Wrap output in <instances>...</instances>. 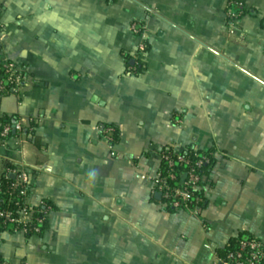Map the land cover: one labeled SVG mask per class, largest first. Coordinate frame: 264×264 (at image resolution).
I'll use <instances>...</instances> for the list:
<instances>
[{
	"label": "crops",
	"instance_id": "crops-1",
	"mask_svg": "<svg viewBox=\"0 0 264 264\" xmlns=\"http://www.w3.org/2000/svg\"><path fill=\"white\" fill-rule=\"evenodd\" d=\"M229 1L0 0V54L29 74L0 95V132L24 127L0 172L51 204L44 236H0L6 264H217L240 234L264 242V0L234 22ZM167 147L215 152L198 213L152 193Z\"/></svg>",
	"mask_w": 264,
	"mask_h": 264
},
{
	"label": "built area",
	"instance_id": "built-area-1",
	"mask_svg": "<svg viewBox=\"0 0 264 264\" xmlns=\"http://www.w3.org/2000/svg\"><path fill=\"white\" fill-rule=\"evenodd\" d=\"M242 13V3L238 0H230L228 12L230 21H237ZM132 31L135 34L139 33L136 25L132 26ZM140 52L144 54L146 47L141 46ZM28 82L27 69L0 54V95L22 98ZM101 131L109 142L111 157H118L114 151L116 130L113 127H101ZM14 132L23 134V122H4L0 132L1 142L7 143ZM192 150L196 152L195 158H199L196 161L187 157L188 151H178L168 147L160 151L161 167L165 162L167 169L164 173L160 168L157 174L150 179V182L152 193L161 195L163 204L169 210L198 213L202 209L200 205L205 203V191L210 187V182L209 175L202 174L201 170L210 163V159L197 153L196 149ZM176 162L188 168L180 176L174 171ZM32 178L30 171L19 167L10 166L0 172V225L11 223L16 226L15 232H22L27 236H40L41 230L37 225H41L44 219L49 217V213L39 209L45 206V203H41L37 207L29 203L33 188ZM175 181H178V184L172 186L171 183ZM13 204L17 206L15 211L5 209V205ZM48 209L51 210L50 207ZM42 214L44 218L41 219L38 215ZM217 264H264V242L256 237L243 240L238 249L217 256Z\"/></svg>",
	"mask_w": 264,
	"mask_h": 264
},
{
	"label": "trees",
	"instance_id": "trees-1",
	"mask_svg": "<svg viewBox=\"0 0 264 264\" xmlns=\"http://www.w3.org/2000/svg\"><path fill=\"white\" fill-rule=\"evenodd\" d=\"M129 65L131 64V59L128 60ZM139 69V68H138ZM194 148H190L187 149V157L189 159H191L192 161H196L199 158H195L196 152L194 150H192ZM200 154H203L206 157H209L210 159V163L207 166H204L203 169L201 170L202 174H206V175H210L211 169L213 168L214 164H215V158H214V151H200L199 149H196ZM161 169L164 171V173L166 172L167 169V163H163ZM188 170V168L180 163H175L174 166V171L175 173L180 176L181 174L185 173ZM12 180V179H11ZM178 184V181L172 182L171 185L172 186H176ZM202 208H204L206 206V202L200 205ZM49 207H51V204L47 203L45 206H42L40 209V211L45 212V213H49ZM8 208L9 210L15 211L17 206L15 204L10 205V206H6L5 205V209ZM46 216V215H45ZM38 217H40L41 219L44 218V215H38ZM37 225V224H36ZM40 230V236H44L48 230H49V218L48 216L44 219L43 223L41 225H37ZM16 229V226L11 224V223H6V224H1L0 225V235L4 234V233H14ZM29 237H32V235H29ZM252 238V236L247 235V234H240L238 237L232 239L229 243V245L227 246L226 250L224 252L221 253V255L226 254L229 251H234L236 249H238V246L240 244L241 241L246 240ZM0 263H4V261L2 260L1 256H0Z\"/></svg>",
	"mask_w": 264,
	"mask_h": 264
},
{
	"label": "water",
	"instance_id": "water-1",
	"mask_svg": "<svg viewBox=\"0 0 264 264\" xmlns=\"http://www.w3.org/2000/svg\"><path fill=\"white\" fill-rule=\"evenodd\" d=\"M160 197V195H158Z\"/></svg>",
	"mask_w": 264,
	"mask_h": 264
}]
</instances>
